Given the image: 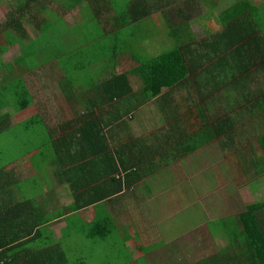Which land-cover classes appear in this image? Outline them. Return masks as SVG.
<instances>
[{
	"label": "crops",
	"instance_id": "0c3cea01",
	"mask_svg": "<svg viewBox=\"0 0 264 264\" xmlns=\"http://www.w3.org/2000/svg\"><path fill=\"white\" fill-rule=\"evenodd\" d=\"M14 1L10 11L14 9ZM199 1L207 9L206 13H201V18L194 17L191 7L178 6L174 0H152V3L149 0H38L40 7H47L63 20L67 31L63 33L58 26H51L46 32L51 39L48 43L51 54L43 57L45 62L30 70L15 69L25 82L22 93L29 94V106L17 112L14 108L16 91H0V150L10 156V161H0V166L4 167L0 177L3 186L0 201H4L1 198L7 187L12 194L10 199L24 204L16 216L33 222L49 218L52 212L69 206L74 200L69 195L71 187H85L84 181L98 182L96 171L91 172L86 165L91 163L93 144L84 142V136L100 133L95 132L100 129V134L110 136L111 130L122 123L130 129L125 130V134L124 129L115 128L119 133L116 143L109 137L114 148L131 140H141L131 131L133 121L142 118V112L147 119L154 111L163 120L162 128L175 125L177 131L185 133L183 138L188 147L195 149L191 144H196V151L185 161L193 163L197 156H204L203 161L221 160L215 173L230 174L225 178L237 189L264 182L261 169L264 168V8L258 5V0H249L252 13L249 11L234 22L237 27L225 40L220 37L224 34L221 17L236 0L223 10H218L210 0ZM48 4H57L61 13L50 9ZM176 26L196 37L183 34L191 39L185 43L191 49L188 62L194 86L187 90L192 94L191 107L183 102L187 101L184 99L187 93L182 90H167L158 98L139 97L144 86L136 72L132 83L138 100L131 103L125 95L115 99L117 89L109 81L135 70L137 60L161 55L168 46H173ZM160 34L164 39L157 43L159 38L156 37ZM1 75L0 87L3 85ZM45 79L49 81L43 86ZM39 81L43 88L36 90ZM166 93L169 96L164 101ZM164 102H168L170 110L176 107L180 114L175 118L170 113V123L160 112ZM199 104L206 109L210 124L208 134L205 129L200 130L201 138L198 133L194 137L192 132L194 122L200 121ZM133 105H139L135 113L129 112ZM189 111L185 122L182 117ZM126 116H130L131 122ZM139 118L137 123L142 122ZM41 122L45 133L38 136L35 126ZM22 123L26 125L18 131L17 125ZM94 123L99 127H92ZM215 128L218 133L213 137L211 132ZM2 138L10 141L3 144ZM258 166L257 175L246 181L250 170ZM79 211L77 215L84 221L94 219L92 208L83 215ZM69 219L68 216L54 219L46 227L61 240L66 226L75 229ZM223 245L218 253L224 249L234 257L237 248Z\"/></svg>",
	"mask_w": 264,
	"mask_h": 264
},
{
	"label": "trees",
	"instance_id": "16d2710c",
	"mask_svg": "<svg viewBox=\"0 0 264 264\" xmlns=\"http://www.w3.org/2000/svg\"><path fill=\"white\" fill-rule=\"evenodd\" d=\"M203 1L207 2V0ZM13 5L14 9L7 13L5 19L0 22V73L3 84L0 91H4V89L7 92L16 91L14 108L19 112L30 105V99L29 94L22 93L25 82L20 72V75H17L18 71L15 69L30 70L45 62L43 57L51 54L48 44L51 39L47 37L46 32L51 26L56 25L60 32L64 33L67 31V26L47 7H40L38 0H16ZM252 8L249 0H236V3L222 14L220 22L224 27V34L220 37L228 40L237 27L234 22L249 11L252 13ZM173 31L176 33V41L173 46L170 48L168 46L161 55H149L145 61L137 60L135 70L116 76L112 81H109L110 83L108 82L117 89L114 93L115 99L125 95L131 103L138 100V94L132 83L135 72L138 73L144 86L139 97L158 98L164 96L167 90H182L185 93L190 90L193 85L192 70L188 62L191 49L185 43L191 39L183 35L188 33H184L179 26H176ZM188 35L195 37L193 34ZM10 46L18 48L15 61H3L2 55L9 51ZM78 68L80 69V67ZM168 96L169 94L166 93L163 100L165 101ZM9 99L13 100V96L9 95ZM184 99L187 101L183 102H187L191 107L192 94L187 93ZM10 100L6 104H9ZM167 104L168 102H164L161 105L162 111L160 112L168 117V123H170V113L175 118L180 114L177 113L176 107L170 110L171 108H168ZM139 105L130 107L129 112L135 113ZM199 111L200 121L194 122L196 126H192L195 129L192 131L195 134L194 137L204 129V132L208 134L210 126L206 109H202L201 104H199ZM189 114L190 111L182 117L185 122L188 121ZM25 125V123L18 124L17 130L20 131ZM35 127L38 136H43L45 129L42 122L36 124ZM92 127H99V124L96 126L94 123ZM119 127L120 131L130 129L129 125L122 123L121 126L118 124L115 128L119 130ZM115 128L111 130L110 136L105 133L100 134L101 129L95 131L100 133H87L84 136V142L93 144V157L91 163L86 165L91 172L96 171L95 178L98 182L84 181L87 184L85 187H71L69 195L74 198L73 202L57 212H52L49 218L43 217L33 222L20 219L21 217L16 215L20 213L24 204L23 202L14 203V199H10L12 194L6 187L1 198L4 201H0V264H117L111 261L112 259L108 260L101 256L100 251L103 250L105 244L117 247L118 239H122L128 257L125 262L123 259V263L118 261V264H140V261L132 256L137 250V245L142 244L140 235L135 229H132L136 236L129 237L126 223L123 224L122 218L125 216L123 214L128 209L126 200L128 197H133V192L139 191L141 188L147 189L144 186L147 178L149 176L150 179L156 177L161 165L169 166L177 161L185 160L187 156L193 155L197 147L194 143L191 146L195 149L188 147L185 138H183L185 133L177 131L175 125L169 124L141 140H131L114 148L109 137L116 143L115 137L119 133H116ZM84 130L91 131L89 128ZM211 133L215 137L218 130L215 128ZM199 138H201V134ZM4 159L10 161L9 153L0 150V161L4 162ZM3 168L0 166V177L3 176ZM82 179H88V177L82 176ZM138 181L139 183H137ZM209 185L194 183L193 187H198L196 190H202L210 187ZM2 189L3 186L0 184V191ZM163 189L160 190L159 196ZM242 189V196L246 201L245 209L236 215L208 222L211 240L205 239V245L200 249L201 253L194 254L191 259L190 256L182 257L181 261L175 264H264V182H253ZM135 194L137 196L139 192ZM164 194L167 197L171 192L166 191ZM171 204L173 205L172 200ZM88 207L93 208L95 216L92 221L86 222L77 213L80 209ZM169 208L172 213V206ZM180 215L176 217L181 220L185 215ZM64 216L70 218L69 223L72 226L75 225V229L71 230L69 226H66L64 236L60 240L55 237L53 230L47 229L46 225L48 222ZM178 221L179 219H176L175 222ZM165 224L161 230H166L165 233H162L163 237L167 239L172 235L174 238L176 237L175 233L179 234L178 225L175 229L169 230L166 229ZM219 235L224 238L229 247L237 248L238 251L234 253V257L228 250L223 249L221 253H218L213 249V244ZM90 240H94V249L88 247ZM175 242L176 239L167 244L163 243L168 247H174ZM140 246L144 248V246ZM140 246L138 245V249H142ZM152 249H155V246ZM107 257L110 258L109 255Z\"/></svg>",
	"mask_w": 264,
	"mask_h": 264
},
{
	"label": "rangeland",
	"instance_id": "374dc122",
	"mask_svg": "<svg viewBox=\"0 0 264 264\" xmlns=\"http://www.w3.org/2000/svg\"><path fill=\"white\" fill-rule=\"evenodd\" d=\"M174 1L178 6L191 7L194 10V17L201 18V13L207 12V9L204 8L205 5L199 0ZM258 1L260 2L258 5L264 8V0ZM210 2L217 5L218 10H223L228 5L233 4L235 0H210ZM149 3H152V0H149ZM11 4L12 0H0V22L10 12ZM47 6L59 14L61 13L57 4H48ZM154 31L158 32V30ZM162 36L160 34L156 37L159 38L156 40L157 43L162 42V39H164ZM149 45H153V43ZM155 45L159 46L158 44ZM16 52L17 46H10L9 51L2 55L3 61L10 62L16 57ZM38 71H33V73H37ZM48 81L49 79L43 80V86ZM41 87L42 85L39 81L36 90H39ZM62 95L65 97V94ZM136 115L138 116V113ZM149 115L150 118L146 119V114L143 116L142 112V118L137 117L142 122L137 123V119L133 121L132 125H134V129L131 131L133 136L145 138L163 127V120L154 111L150 112ZM14 119L16 120L17 118ZM125 119L131 120L130 116H126ZM9 141V138H2L1 143L5 144ZM204 158V156L194 157L193 163L180 160L169 166H165L166 164L161 165L158 168L157 172L159 173L156 174V177L150 179L149 176L147 178L144 184L147 189L141 188L142 190L133 192V197L127 198L128 209L123 214L125 216L122 219L124 220L123 224L126 223L129 237L134 238L136 236L132 229H135L140 235V242L142 244L138 245H142L144 248L140 246L142 249H138L137 245V250L132 254L133 258L140 261V264H175L176 262H180L182 257L188 258L190 256L191 259V257H194V254L199 255L201 253L200 249L205 245V239L211 240V234L208 232V222L221 217L236 215L245 209L246 201L242 196L243 189L233 187V183L232 186L229 185V179H226L225 176H230V174L226 175L222 173L218 175L215 173L221 160L211 158L203 161ZM258 169H260V166L251 169V173L248 174L245 180L247 181L250 180L249 178L255 177L257 175L255 171ZM261 169L264 170V168ZM207 176L209 177L208 179L204 178ZM194 183H206V185L210 184V187L196 190L198 187H193ZM160 188L164 189L159 196ZM126 190L127 188L125 192ZM166 191L171 192V199L170 195L165 196L164 193ZM136 192H139L137 196H135ZM171 200L173 201V205L171 204ZM170 206H172V213L169 208ZM90 208L80 209L79 212L83 215ZM181 210L183 211L181 212ZM178 215L185 216L180 220L179 217H176ZM176 219H179V221L175 222ZM123 220L121 221L123 222ZM164 224L166 229L169 230L175 229L176 225H178L179 234L175 233L176 237L173 238L171 235L166 239L162 236V233H165L166 230L161 231ZM57 230L58 226H56ZM219 237L216 239L215 244H213V249L217 252L224 247L223 244H226V241L221 240ZM175 239L174 247L164 245V243L167 244ZM118 240L119 245L117 247L105 244L103 250L100 251L101 256H104L108 260L112 259L111 261L117 264L118 261L122 262L124 259L125 262V259L128 258L122 239ZM153 246H155V249H152ZM88 247L89 249H94V240L89 241Z\"/></svg>",
	"mask_w": 264,
	"mask_h": 264
}]
</instances>
